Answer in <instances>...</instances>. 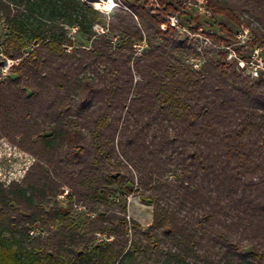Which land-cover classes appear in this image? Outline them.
Returning <instances> with one entry per match:
<instances>
[{"label":"trees","instance_id":"1","mask_svg":"<svg viewBox=\"0 0 264 264\" xmlns=\"http://www.w3.org/2000/svg\"><path fill=\"white\" fill-rule=\"evenodd\" d=\"M156 1L0 0V140L33 159L0 184V264H264V76L221 48L248 28L264 57V0H208L215 30L184 8L202 38Z\"/></svg>","mask_w":264,"mask_h":264},{"label":"built area","instance_id":"2","mask_svg":"<svg viewBox=\"0 0 264 264\" xmlns=\"http://www.w3.org/2000/svg\"><path fill=\"white\" fill-rule=\"evenodd\" d=\"M114 4L110 7L109 10H101L105 13H108L112 7L116 6V0H113ZM152 7L157 8L158 3L156 0H148ZM208 0H184L182 6L178 10V15L170 14L166 16V23L169 24L172 28H174L179 34L187 35L190 38H202L199 34L201 29L198 30V33H192L189 28L181 21L180 15L183 9H190L192 8L194 11V16L198 19H210L212 17L211 10L207 7ZM166 24L161 26V29H165ZM235 41L228 46H222L227 51V60L234 61L240 68L245 69L246 73L252 77L257 78L260 75L264 76V57H262V47H252L251 55L249 60H244L242 57L236 56V48H247L250 47L252 42V37L248 28H243L234 36ZM146 48V42L143 40L139 44L134 46V50L136 55H140L143 49ZM254 60V61H252ZM200 66L199 62H194V67L198 68Z\"/></svg>","mask_w":264,"mask_h":264},{"label":"rangeland","instance_id":"3","mask_svg":"<svg viewBox=\"0 0 264 264\" xmlns=\"http://www.w3.org/2000/svg\"><path fill=\"white\" fill-rule=\"evenodd\" d=\"M85 3L95 9L106 10L103 3H101L98 7L95 3ZM173 14L178 15V11H174ZM183 20L187 21L186 18ZM196 23L204 30L216 29L212 19H197ZM73 39L75 40V38ZM251 49V47L243 48L239 53H236V56L244 57L243 59L247 61L251 55ZM4 71L5 70L3 69L2 72ZM32 162L33 159L29 155L14 147L9 141L6 139L0 140V184L7 185L10 182L21 181L25 171L32 164ZM127 206L128 217L130 219L136 220L143 227H147L151 223L152 207L147 205L138 196L128 197Z\"/></svg>","mask_w":264,"mask_h":264},{"label":"bare ground","instance_id":"4","mask_svg":"<svg viewBox=\"0 0 264 264\" xmlns=\"http://www.w3.org/2000/svg\"><path fill=\"white\" fill-rule=\"evenodd\" d=\"M85 2L95 3V5L98 7L101 3L105 5V9L109 10L110 7L114 4L113 0H82Z\"/></svg>","mask_w":264,"mask_h":264}]
</instances>
